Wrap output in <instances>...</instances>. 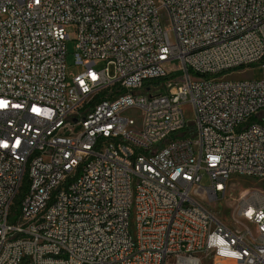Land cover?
<instances>
[{"label": "built area", "instance_id": "2783aa9c", "mask_svg": "<svg viewBox=\"0 0 264 264\" xmlns=\"http://www.w3.org/2000/svg\"><path fill=\"white\" fill-rule=\"evenodd\" d=\"M0 102V264H264V0H0Z\"/></svg>", "mask_w": 264, "mask_h": 264}, {"label": "rangeland", "instance_id": "374dc122", "mask_svg": "<svg viewBox=\"0 0 264 264\" xmlns=\"http://www.w3.org/2000/svg\"><path fill=\"white\" fill-rule=\"evenodd\" d=\"M164 26L168 24L164 21ZM69 41H66V71L67 74L77 73V69L74 67V47L75 42L73 30H68ZM101 68L103 66H100ZM99 67V68H100ZM260 70L258 67H248L243 72L231 75L233 79H259ZM175 77H180V74H176ZM182 112L186 122H190L193 119V112L189 105L182 107ZM208 185V178L203 177L200 186L206 188ZM252 194H264V181L257 179H250L244 177H234L229 180L224 190V195L217 201L207 203V209L215 220L232 230H239V227L234 223V214L236 206L241 198L246 199ZM204 264H210L204 262Z\"/></svg>", "mask_w": 264, "mask_h": 264}, {"label": "trees", "instance_id": "16d2710c", "mask_svg": "<svg viewBox=\"0 0 264 264\" xmlns=\"http://www.w3.org/2000/svg\"><path fill=\"white\" fill-rule=\"evenodd\" d=\"M21 199H22V196H20V197H18L17 198V200L15 201V203H14V206H13V211L14 210H17V208H18V206H19V204H20V202H21Z\"/></svg>", "mask_w": 264, "mask_h": 264}, {"label": "snow or ice", "instance_id": "6c2138e0", "mask_svg": "<svg viewBox=\"0 0 264 264\" xmlns=\"http://www.w3.org/2000/svg\"><path fill=\"white\" fill-rule=\"evenodd\" d=\"M93 78H95V76H93ZM4 106L3 102H0V107ZM221 243H223V241H221ZM233 255H235V253H233Z\"/></svg>", "mask_w": 264, "mask_h": 264}]
</instances>
